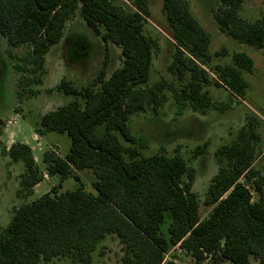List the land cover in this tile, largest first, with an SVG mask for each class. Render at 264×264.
Here are the masks:
<instances>
[{
  "label": "trees",
  "instance_id": "trees-1",
  "mask_svg": "<svg viewBox=\"0 0 264 264\" xmlns=\"http://www.w3.org/2000/svg\"><path fill=\"white\" fill-rule=\"evenodd\" d=\"M151 1L0 0V33L9 43L8 56L13 59V49L28 48L19 58L23 65L14 66L20 73L30 71L29 65L44 70L47 53L62 41L78 10L106 51L114 43L122 55V65L110 74L107 53L86 86L66 78L57 85L56 91L76 99L42 115L37 133H66L71 140L67 155L45 151L42 171L29 145L17 142L8 149L13 162L25 165L18 197L34 195L47 175L59 176L60 183L14 210L0 230V264H94L101 243L113 235L121 244L120 264H178L176 256L166 259L177 246L195 264H253L252 259L264 264V174L255 167L264 154L258 119L249 117L237 138L218 150L220 167L203 202L193 191L196 170L181 153L144 155L148 144L129 125L131 116L162 106L165 91L180 108L202 114L212 105L207 86L224 87L243 99L248 89L243 75L254 73V62L245 53H234L231 63L213 66L227 49L210 52L211 36L187 0H159L174 40L168 65L174 80L144 87L158 46L145 33ZM245 1L221 0L215 21L234 40L264 49V17L242 18ZM205 147H198L197 154ZM87 170L94 176L92 191L80 176ZM68 178L79 186L59 191ZM202 205L210 209L205 217Z\"/></svg>",
  "mask_w": 264,
  "mask_h": 264
},
{
  "label": "rangeland",
  "instance_id": "rangeland-1",
  "mask_svg": "<svg viewBox=\"0 0 264 264\" xmlns=\"http://www.w3.org/2000/svg\"><path fill=\"white\" fill-rule=\"evenodd\" d=\"M187 2L192 15L211 36L210 52L214 55L227 49L226 56L214 58L213 66L231 63L234 53H245L252 58L254 73L243 75L248 83L246 95L242 99L224 87L207 86L212 105L202 114L189 107L180 108L173 94L165 91L166 100L162 106L150 107L145 112L131 116L129 125L137 138L146 140L148 146L143 150L144 155H152L161 150H165L168 155L177 151L181 153L189 166L196 170L193 191L203 202L220 167L218 150L237 138L249 117L258 119V132L261 135L259 147L264 152V49L240 43L219 30L214 12L221 5V0ZM150 10L152 17L147 20L145 33L155 39L158 46L154 50L149 83L144 87L153 86L161 80H174L168 72L175 49L174 40L167 30L162 2L152 0ZM240 15L249 21L262 19L264 0H246ZM9 49L7 39L0 33V230L8 226L16 208L49 193L60 183L59 176L47 175L45 181L35 189L34 195L18 197L20 176L25 172V165L23 162H13L8 149L17 142L29 145L42 171V155L45 151L54 149L61 156L67 155L71 140L66 133H50L43 137L37 133L42 115L76 99L56 91L57 85L66 78L79 87L86 86L99 73L107 53L110 74L122 65L121 48L110 43L106 51L105 44L80 17L79 10L68 22L62 41L52 46L47 53L44 70L38 69L36 65H29L30 71L27 72L15 70L14 66L18 62L23 65L19 58L27 53L28 48L13 49V59L8 56ZM204 144L207 147L197 154L198 147ZM255 167L264 174V154L257 159ZM80 176L85 187L92 191V172H80ZM78 186L74 178H68L59 191L75 190ZM209 212L210 209L202 205L201 216L205 217ZM169 221L170 216L166 220L167 225ZM121 256L119 240L114 235L109 236L94 254V264H120ZM173 256H176L178 264H195L186 252L178 251L177 248L166 259L169 261ZM252 262L259 264L255 259ZM49 264L72 263L69 260H54ZM201 264L214 263L205 261Z\"/></svg>",
  "mask_w": 264,
  "mask_h": 264
},
{
  "label": "built area",
  "instance_id": "built-area-1",
  "mask_svg": "<svg viewBox=\"0 0 264 264\" xmlns=\"http://www.w3.org/2000/svg\"><path fill=\"white\" fill-rule=\"evenodd\" d=\"M248 189H250V187H247ZM251 190V189H250ZM177 250L178 251H182L178 246H177Z\"/></svg>",
  "mask_w": 264,
  "mask_h": 264
},
{
  "label": "crops",
  "instance_id": "crops-1",
  "mask_svg": "<svg viewBox=\"0 0 264 264\" xmlns=\"http://www.w3.org/2000/svg\"><path fill=\"white\" fill-rule=\"evenodd\" d=\"M46 179H47V178H46ZM44 181H45V180H44ZM44 181H43V182H44ZM43 182H42V183H43ZM39 185H40V184H39ZM39 185H37V186L35 187V189H36ZM34 193H35V190H34ZM61 261H62V260H61ZM176 262H177V261H176Z\"/></svg>",
  "mask_w": 264,
  "mask_h": 264
}]
</instances>
